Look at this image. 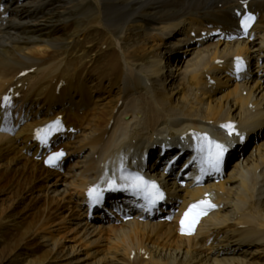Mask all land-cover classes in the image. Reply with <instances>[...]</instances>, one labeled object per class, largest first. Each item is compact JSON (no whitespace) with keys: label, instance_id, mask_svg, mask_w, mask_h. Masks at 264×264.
Masks as SVG:
<instances>
[{"label":"bare ground","instance_id":"6f19581e","mask_svg":"<svg viewBox=\"0 0 264 264\" xmlns=\"http://www.w3.org/2000/svg\"><path fill=\"white\" fill-rule=\"evenodd\" d=\"M92 1L96 4L95 25L99 27L95 29L97 37L101 35V38L98 37L99 44L107 35V47L101 52L100 59H107L106 62L110 63V81L120 84V91L123 92L121 105L116 107L110 102L109 109L105 111L103 107V110L97 109L98 104L92 98V93L96 92L92 85L96 77L95 81L92 80L94 76L90 77L100 65H96L97 59L92 61L87 54L95 43L85 49L78 45V53L74 56L73 49L77 45L68 43L73 40L80 42V39L84 42L88 31L95 27L82 22L83 18L88 21L85 16H89L91 1L0 0V240L9 235L7 229H3L5 222L17 227V224H24L26 229L40 227L43 223L51 225L65 207L64 203L56 201L57 195L66 193L67 197L72 198L70 190H74L78 197L76 205L80 216L83 215L82 224L86 227L83 235H88L92 230L103 235L102 232L108 230L114 246L112 251L116 254L107 258H115L118 264H208L207 260L215 254H225L221 257L231 260L232 264H264V231L258 227L259 231L256 230L259 220L255 222L253 219L256 218L243 213L250 204H261L262 208L259 209L264 215V0L247 2V7L258 14L251 29L254 40L226 42L223 47L220 40L206 44V38L212 37L213 31L220 30V34L224 35L239 31L235 9H242L241 0ZM105 3H108V9L103 7ZM133 21L136 23L131 24ZM134 25L142 29H161L159 38L170 39L167 47L186 45L184 49L174 48L172 51L171 57L182 61L180 65L170 64V70L174 68L173 77L168 82L170 86L167 87L168 83L161 79L164 57H153L149 63L136 67V61L128 59L129 55L121 50L126 29ZM155 25H159V28ZM119 27L124 33L123 36L120 34V38L115 33ZM201 30L206 31L205 39L197 40L189 36L192 31L196 36H201ZM176 31H180L175 36L177 38L172 36ZM217 36L220 37L219 34ZM257 37L260 40L254 44ZM151 38L154 42L155 37ZM115 45L120 51H116ZM179 52L190 57L180 59ZM234 55H244L258 70L241 74V81L235 80L232 75ZM217 58L223 61L216 63ZM260 58L263 59L262 63ZM25 69L32 72L19 76ZM256 71L261 74L253 77ZM210 79L214 82L210 83ZM228 87L230 90L224 91ZM99 88L102 93L103 87ZM10 89L12 105L3 107L1 96ZM245 89L247 92L244 95ZM17 102L20 103L18 111L9 115L8 111ZM38 106L44 110L39 112ZM57 115H61L65 128L61 130L59 139L60 144L64 142V150L70 145L69 128H77V131L78 126L81 131L89 129L88 135H83L78 144L70 145V152L76 153L78 158L73 166L79 170L75 173L72 168L67 169L73 172L70 176L74 177L69 181L66 174L64 176L49 169L43 165L42 159L34 158L46 149L35 141V127ZM225 120L236 122L239 135L227 136L220 131V124ZM92 126L94 130H90ZM203 133L225 145L241 144L243 135L247 140L251 137L252 140L255 137L258 141L261 139L240 160L234 159L225 176L217 182L207 179L205 183H200L206 177L201 171V154L189 155L185 163L191 161L190 169L184 174L185 184L181 187L177 174L165 176L162 173L165 163L177 156L175 151L169 156L168 152L176 142L191 146L193 134ZM79 144L82 145L81 149L76 150L75 146ZM83 148L89 151L85 153ZM154 149H158V154L164 152L156 163L149 164L144 160L138 164V158L144 151L151 156ZM144 165L145 172L163 185L168 194L169 208L182 212L199 199L213 202L215 208L202 219L194 234H179L174 221L142 220V211H136L134 219L120 222L118 226L109 221L104 225L100 221L86 220L83 205H87V210L89 186H106L110 180H118L122 168L125 171L141 170ZM51 179L54 180L53 186L59 182L62 189L51 190L46 184ZM36 191L44 197L42 202H39L40 196H31ZM71 202L69 199L66 203ZM226 209L229 213L224 212ZM44 211L46 215L42 217ZM170 211L168 209L166 213ZM260 221L264 223V219ZM26 229L12 234L14 238L5 244L7 246L13 242L14 259H20L23 254L20 250L26 245L37 243L38 234L33 232L26 237L32 232ZM2 231L4 233L1 235ZM182 239L188 241L185 250L181 247ZM20 241L25 242L22 245ZM149 242L152 243L150 246ZM172 243L178 251L175 250V255L169 258L166 253L163 254L162 248ZM99 244L95 242L92 248L106 252L105 244L102 247ZM36 246L34 250H41L39 244ZM206 249L211 250L212 254L205 253ZM50 251H39L32 257L27 254L22 260L25 264H45L47 258L53 260L64 256L52 257ZM132 252L135 255L131 260ZM146 253L149 255L147 259L143 258ZM118 254L123 257L120 258Z\"/></svg>","mask_w":264,"mask_h":264},{"label":"rangeland","instance_id":"374dc122","mask_svg":"<svg viewBox=\"0 0 264 264\" xmlns=\"http://www.w3.org/2000/svg\"><path fill=\"white\" fill-rule=\"evenodd\" d=\"M90 1L91 2L89 3L88 7H89V10H91V11L87 13V15H89V16H85V18L88 21H85L84 18H83L82 22L84 24L87 22L88 24H91L92 26H95V27H93L92 29H90V31H88L87 37H86L84 42L81 41V39H80L81 37H78L80 39V42H82V43H80L79 41L76 42V40H73L71 42L68 41V43L70 45H72V43L75 46L77 45V47H75L73 49L74 52H73L72 56H74V55H76L78 53V45L82 49H85L84 47L91 46L93 43H95V44H93L94 47L93 48L91 47V49L89 50V52L87 54L88 57L92 61L97 59L96 65H100L99 69L96 68L95 70H93L94 73L96 72L95 75L93 73L91 75V77H90V78H92L94 76V78H92L93 81H95V77H96V81L94 83H92L93 90L96 91V92L92 93V98H93V101H95V104L96 103L98 104L97 109H98V107L101 108L102 110L104 108L103 111H105L106 109H109V106L111 104L113 106H116V104H117V106L120 105V103L122 101L121 98L123 97V92L120 91V88H119L120 84H114V83H112V81H110V76H112L110 74L111 73V67H109L110 63L106 62L107 59H104V58L100 59V57H101L100 54L104 50L105 44H102V43L99 44V42H98V40H99L98 37L101 38V35H98V37H97L96 29H95L96 27H99V26L95 25L96 24V19H95V12L94 11L96 9V4L94 3V1H92V0H90ZM87 2H89V0H87ZM94 4H95V7H94ZM103 7L105 9H108V7H109L108 3L107 4L105 3ZM92 9H94V10H92ZM80 17H79V20L82 18V17L81 18ZM135 23H136L135 21L131 22V24H135ZM88 24H86V26ZM155 26L157 28H159V25H155ZM155 26H152V27H155ZM122 32L123 31H122V29H120V27L116 28V30H115V33H116V35L117 34L119 35V36L117 35V37H119V38H120V34H121V36L124 35V33H122ZM125 34H127V35H125L124 36L125 38L122 39V40H124V42L121 44L122 45L121 48H122V50H124L125 55L128 54L129 58H131L134 61H136L135 62L136 67H137L138 64L142 65L145 62L149 63L153 59V57H161V58L164 57V50L167 51V49H164V48H165V46L167 44L168 38L160 39L159 36H158V32L156 30H150V28L142 29V28H139L138 26L134 25V26L130 27L129 29H126ZM149 34H150V36L153 35L151 37H155L154 38V42L155 43L153 42V39L149 36ZM174 35H177V34L174 33L173 37H174ZM126 36H127V38H126ZM148 36H149V38H148ZM106 37H107V35L105 36L104 40L106 39ZM117 37L115 36V39ZM76 39H77V37H76ZM258 39L260 40V38L257 37V39L255 40L254 44H256V42H259ZM80 44H81V46H80ZM257 45H259V44L257 43ZM115 46H116L115 47L116 51H120L119 48H118V45H115ZM186 56L183 55V56L180 57V59L181 58L182 59H188L190 57V55H188L187 57ZM174 61H175V59H174ZM180 61H182V60H179V63H178L179 65L181 63ZM163 62H164V60H163ZM177 62L178 61H176V63ZM176 63L173 62V63H170V64H173V66H175ZM164 64H165V62H164ZM164 64H163V73L166 70V68L164 70V67L165 66L168 67L169 63L168 64L166 63L165 66H164ZM99 76H100V78H99ZM101 86L103 87L102 93L100 92L101 89L99 88ZM227 90H230V88L228 87V88L224 89V91H226V92H227ZM98 92L100 94H98ZM204 98L206 99V96H204ZM118 99H120L119 102L115 103V100L117 101ZM173 100H174V98H173ZM110 102H111V104H109ZM100 125H101V123L99 124V126ZM83 126L84 125L82 124V127ZM93 128L94 127L92 126L90 128V130H94L95 129V128L94 129ZM88 132H89V129L88 130H83V131L79 130V131L75 132L74 135H73V138L71 139V142H72L73 146L79 143V141L83 138V135H88ZM260 139H259V141H260ZM80 146H82V145L79 144L77 147L75 146V149L76 150L81 149ZM84 150H85V153H87L89 151L88 148H85ZM71 154H72V152H71ZM76 160H78L77 155L73 154L70 157V159H69V163H67V165L71 164L70 167L65 166V170H63L61 172V174H63L64 176L66 174L65 177H67L68 181H69V179L72 180L74 178V177H71L70 175L73 172H75V173L78 172V170H79L76 166H73L76 163ZM70 168H72L71 170H73V172L72 171L71 172L68 171ZM63 175H60V177H62ZM53 182H54L53 179H51L49 182L46 181V184L48 183V187L51 190L53 188L60 189V190L62 189V186L59 185V182H57L54 186L52 185ZM60 190L58 192H60ZM55 194L56 193L51 194V195H55ZM65 194L66 193H63V195L62 194L61 195H57V197H56V201H58L59 203H64L65 207L61 209L62 212H60V210L58 211V212H60V214L55 218V220L53 219L54 221L53 220L49 221V222L53 221L51 225H48L47 223H43L42 226H40V227L34 226V227H31V228H28L32 232H31V234H26L25 236L29 237V236L32 235L33 232L36 235L38 234L37 235L38 236L37 243L29 245V246L26 245L25 248H23V249L21 248L22 250H20V251H22L23 254L20 255V259L19 258H17V259L13 258L14 254H15V250H14L15 248L13 249V242H10L11 244H8L7 246L5 244L7 243L8 240L14 238L13 235H16L17 233H19L21 229L25 230L27 226H25L24 224H21V225L17 224L18 225V227H17L16 225L14 226V225H12V223H8V222H5L3 224V226H4L3 229H7L6 232L9 235L3 236L4 237L3 239L1 238V240H4V241L0 240V256L2 257V258L0 257V264H25L26 262L23 261L24 260L23 257L26 256L27 254L32 257V255H34L36 252H39V251L40 252L41 251L42 252L43 251L47 252V251H50V250H51L50 251V256H52V257L53 256H58L59 257L60 255H64V256H62V258H60V259L57 258V259H53V260H49L47 258L44 261L45 264L46 263L47 264H118V261L115 258H112L114 260H110V259L108 260V258H107V257L112 256L113 254H116V252L112 251L114 249V246H113L112 242H110L108 230H105V231L102 230L103 231L102 232L103 235H101V234L97 233V231H93V230L91 231V233H88V235H86V234L83 235V233L86 231V227L83 226V224H82L83 223V221H82V216L83 215L80 216V211L78 210V206L76 205L77 202H78V199H77L78 197L76 196L77 194L74 192V190H70V195L71 194L73 195L72 198L71 197H67ZM32 195L36 196V197L40 196L41 200L39 202H42L44 200V197L42 196L41 192H37L36 191V192H33L31 194V196ZM2 196L4 197L5 195L3 194ZM45 196H47V194ZM69 199H71L72 202L71 203H66ZM46 202H47V200H46ZM253 205L254 204H252V205L250 204V206H248L246 209L243 210V213H246V214L250 215L249 217L253 216L252 218H256V220L253 219V221H255V222H257L259 220L258 221L259 223H257L256 228L258 227L261 231H264V223L262 221H260V219H262V220L264 219V215H262V213H261L262 211H261V209H259V207L262 208V205L261 204L258 205V206L257 205L253 206ZM247 209H249L251 212L252 211L253 212L251 214H249L250 211H248ZM254 209H256V210H254ZM229 211H230V209H229ZM224 212L229 213L228 209H226ZM247 212H249V213H247ZM240 213H242V211H240ZM254 213H255L256 216L258 215V217H254L255 216ZM45 215H46V211H44L41 216L45 217ZM259 215H261V216H259ZM2 216H4V215H2ZM118 225L119 224H117V226ZM258 228L256 229L257 231H259ZM28 229H26V230H28ZM90 230H88V231H90ZM3 233H4V231L1 232V235ZM18 236H19V234H18ZM106 239H107L108 242L106 241ZM24 242L25 241H20V243H22V245H23ZM95 242L100 243L98 245L99 247H102V244H105V246L107 248V251L106 252L103 251L104 253L103 252L101 253L99 250H96L95 248H92L93 247L92 245ZM182 242H181L182 243L181 247H183L182 250H185L186 249L185 247H188L187 246L188 245L187 244L188 241L186 239H184V240L182 239ZM189 243L192 244V241L190 240ZM37 244L40 245V249L41 250H39V251L34 250V249H36V247H37L36 245ZM151 244L152 243L149 242V246ZM2 245H3V247H2ZM111 246H112V249H111ZM165 246H163L164 248H162V250L164 252L163 251L162 252H163V254H165V253L167 254V255L165 254L166 257L170 258V257L174 256L175 253L178 251V250L174 249L175 245L173 243L170 246L169 245H165ZM7 248H8V250H7ZM30 248H33V249H30ZM73 248H74V250H73ZM99 249H101V248H99ZM193 249L196 250L197 248L194 247ZM175 250H176V252H175ZM195 250H193V251H195ZM172 251H173V253H172ZM57 252H59L60 254L57 253ZM196 252H197V250H196ZM205 253L212 254L211 250H209V249H206ZM103 256H104V258L106 260H104ZM117 256H119L120 258L123 257L120 254H118ZM221 256H225V254L224 255H220V256L215 254L214 256L211 257L213 260L210 258V259L207 260L208 261L207 263L211 264L213 262L212 264H218V263L219 264H232L231 260L223 259V257H221ZM119 257H117V258H119ZM207 257H209V256H207ZM241 257H242V255H241ZM101 258H103V259L101 260ZM132 258L130 257L131 260H132ZM144 258H146V257H144ZM234 264H237V263H234ZM243 264H250V263L249 262H244ZM251 264H253V263H251Z\"/></svg>","mask_w":264,"mask_h":264},{"label":"snow or ice","instance_id":"6c2138e0","mask_svg":"<svg viewBox=\"0 0 264 264\" xmlns=\"http://www.w3.org/2000/svg\"><path fill=\"white\" fill-rule=\"evenodd\" d=\"M254 18L252 16H245L240 21V26L244 29L245 32H247L248 28L251 26V21ZM242 61H240L239 58H237V71L240 70ZM8 98L5 97V101H7ZM60 121L57 120L54 122L53 125L48 126V128L41 130L44 135H41V131L37 132V139L41 140L42 143H45L47 140V134L55 129H59ZM221 128H225L228 130V134L232 135L234 126L231 124H225L221 125ZM239 135L238 133H236ZM195 138L200 142L198 144L197 151L203 154L204 161L208 164V166L215 171H220V165L223 161L224 154L227 151V148L224 144L212 139L207 133L199 135V134H193ZM64 155L63 152L54 153L52 156L49 157L48 163L54 165L55 162ZM203 171V169H201ZM120 179L124 181L125 187L130 188L133 191V194H144V198L149 200L152 206H155V204L162 200L164 198V193L160 190L159 186L154 181H148L145 180L143 176L139 174H124L123 168L121 169V176ZM109 188L110 190H118V186L116 183V180H110L109 182ZM89 197L95 196V199L97 202H99V197L101 195V191L97 188H93L89 190L88 193ZM207 204V207L211 208L214 207V205L206 202V201H200L198 204H194L189 208V211L185 213V217L187 218L190 214L193 215V219L191 224H194L198 216L202 213L194 212L195 209H198L201 207V205ZM191 224L189 225V231L191 230ZM182 228L181 230L184 231V221H181Z\"/></svg>","mask_w":264,"mask_h":264}]
</instances>
